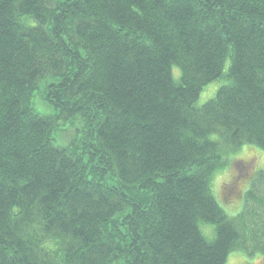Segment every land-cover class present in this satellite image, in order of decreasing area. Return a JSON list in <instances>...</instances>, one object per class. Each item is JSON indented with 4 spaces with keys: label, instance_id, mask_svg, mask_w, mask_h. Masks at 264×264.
I'll return each mask as SVG.
<instances>
[{
    "label": "trees",
    "instance_id": "16d2710c",
    "mask_svg": "<svg viewBox=\"0 0 264 264\" xmlns=\"http://www.w3.org/2000/svg\"><path fill=\"white\" fill-rule=\"evenodd\" d=\"M244 149L264 152V0H0V264L264 257V172L212 189Z\"/></svg>",
    "mask_w": 264,
    "mask_h": 264
},
{
    "label": "rangeland",
    "instance_id": "374dc122",
    "mask_svg": "<svg viewBox=\"0 0 264 264\" xmlns=\"http://www.w3.org/2000/svg\"><path fill=\"white\" fill-rule=\"evenodd\" d=\"M172 73H173V78L177 79L178 75H179V70L177 68H174ZM224 83H226L225 80L220 79V80L215 81V82L209 84L208 86H206L201 91V93L198 97V100H197V104L202 105L205 102H207L208 100H211L214 97V95L216 94L217 90ZM38 108L40 109L39 106H38ZM63 140L64 139L62 138L61 142ZM256 153H258V154H253L249 150L247 151V149H244V150L240 151L239 153H236L235 155H231L229 157V160H228L229 161L228 165L224 169L214 173L213 179H212V189H213L214 193L216 194V196L220 200L223 199V194L221 195L222 191H225V193L227 191H229L230 193L231 192L236 193L238 191L242 192V191L248 189L250 183L254 179V176L251 175V177H249V180H248L249 182L241 183L239 181H236V182H238V184L233 183L229 188H227L230 185V183L232 182V180L236 179L237 174L239 175V177L237 179L240 180L242 178H246L248 173H251L252 171H254L256 169H264V152L261 150H257ZM250 159L252 160V163L248 165L246 162L249 161ZM258 174H260V173H257V175ZM257 175H256V177H257ZM232 201H233V205H235V206L236 205L240 206L242 203L241 201L237 202V198H234ZM221 207L229 215L230 205L221 206ZM232 208H234V207H232ZM205 228L206 229H203V227H202L203 234L208 239H212V237H213L212 227H205ZM205 230H207V231H205ZM261 262L264 263V257L261 255H255L254 259L253 258L249 259L246 256V254H244L243 252L236 251V252L229 254L226 264H262Z\"/></svg>",
    "mask_w": 264,
    "mask_h": 264
},
{
    "label": "flooded vegetation",
    "instance_id": "af4514ba",
    "mask_svg": "<svg viewBox=\"0 0 264 264\" xmlns=\"http://www.w3.org/2000/svg\"><path fill=\"white\" fill-rule=\"evenodd\" d=\"M250 162V163H249ZM248 165L252 163V160L250 159L249 161L246 162ZM254 168V167H253ZM252 168V169H253ZM255 172H264V169H256L254 171L251 172L252 176L253 174H255Z\"/></svg>",
    "mask_w": 264,
    "mask_h": 264
}]
</instances>
